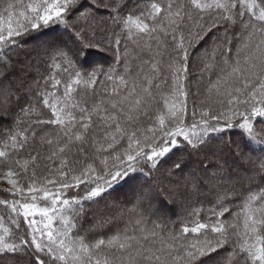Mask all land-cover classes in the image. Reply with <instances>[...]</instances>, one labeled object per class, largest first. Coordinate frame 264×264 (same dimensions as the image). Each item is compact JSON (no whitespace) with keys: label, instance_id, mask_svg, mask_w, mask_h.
I'll use <instances>...</instances> for the list:
<instances>
[{"label":"snow or ice","instance_id":"1","mask_svg":"<svg viewBox=\"0 0 264 264\" xmlns=\"http://www.w3.org/2000/svg\"><path fill=\"white\" fill-rule=\"evenodd\" d=\"M0 168V264H264V0H0Z\"/></svg>","mask_w":264,"mask_h":264},{"label":"trees","instance_id":"2","mask_svg":"<svg viewBox=\"0 0 264 264\" xmlns=\"http://www.w3.org/2000/svg\"><path fill=\"white\" fill-rule=\"evenodd\" d=\"M152 0H129L130 7L136 8L137 5L140 6V8H143L144 5L151 3ZM130 48L134 49L133 45H129ZM133 55H135V50L133 51ZM146 58V57H145ZM93 61L97 63H102L107 65V63H111V56L109 54H103V53H98L95 56L91 58ZM135 63V61H133ZM48 69L47 68H41V72L46 76L48 75ZM57 78L61 79L62 81H66L69 77L67 73H64L62 69H54L53 70ZM73 80L75 79L74 74L71 77ZM99 79L103 80V77H100ZM42 82V81H41ZM74 87L77 88L78 93H84L87 91H90V89H85L83 85L77 86L74 85ZM101 86L99 84L91 86V88L99 89ZM63 91V84L58 86V92L62 93ZM191 105V101H190ZM239 130L238 129H232L229 130L227 135H231L233 139H236L237 137L233 135V133H237ZM44 153H47V149L45 148ZM6 171V169L0 168V176H2V173ZM38 175H44V172L38 171ZM10 187L6 180L0 178V199H11L10 196H8L7 193L3 191V189H6ZM75 192V190H73ZM83 193H81L82 195ZM214 194L210 195L207 199H205L201 195L193 194L191 197L188 198L187 202L184 203H177L170 212V215L168 216V219L173 221L174 223L169 224L165 231H179L180 228L184 225L187 224L188 226H191L192 221L199 220L200 222L203 223H212L214 222V218H211V211L210 209L214 207L215 205V200L213 199ZM241 201L239 199L233 200V205H239ZM233 205H229V207L232 209L233 212L239 211L238 208L233 207ZM87 206V205H86ZM6 210L3 208V206H0V214H3ZM178 211L181 213L180 215H175L174 212ZM199 212V215H193L195 212ZM155 217H151L149 220V223H151V220H155ZM221 219H230V217L225 216L222 217ZM90 227V225L85 224L84 228L87 229ZM103 231V230H101ZM113 233H108V235H112ZM88 238L90 240H94L99 238L97 235L93 233H89Z\"/></svg>","mask_w":264,"mask_h":264},{"label":"rangeland","instance_id":"3","mask_svg":"<svg viewBox=\"0 0 264 264\" xmlns=\"http://www.w3.org/2000/svg\"><path fill=\"white\" fill-rule=\"evenodd\" d=\"M175 213V215L177 214V215H180L181 213H179L178 211H176V212H174ZM170 215V214H169Z\"/></svg>","mask_w":264,"mask_h":264}]
</instances>
